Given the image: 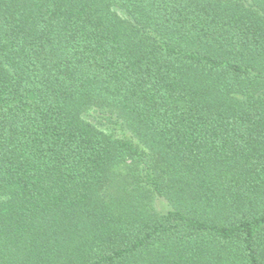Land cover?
Masks as SVG:
<instances>
[{
    "label": "trees",
    "instance_id": "1",
    "mask_svg": "<svg viewBox=\"0 0 264 264\" xmlns=\"http://www.w3.org/2000/svg\"><path fill=\"white\" fill-rule=\"evenodd\" d=\"M0 264H264V0H0Z\"/></svg>",
    "mask_w": 264,
    "mask_h": 264
},
{
    "label": "rangeland",
    "instance_id": "2",
    "mask_svg": "<svg viewBox=\"0 0 264 264\" xmlns=\"http://www.w3.org/2000/svg\"><path fill=\"white\" fill-rule=\"evenodd\" d=\"M162 209H165V207H163Z\"/></svg>",
    "mask_w": 264,
    "mask_h": 264
}]
</instances>
